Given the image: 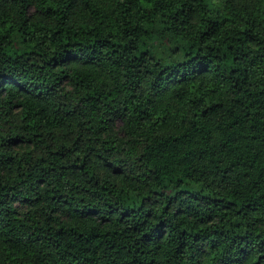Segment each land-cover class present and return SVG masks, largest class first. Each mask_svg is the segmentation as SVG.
I'll return each mask as SVG.
<instances>
[{"label": "trees", "instance_id": "16d2710c", "mask_svg": "<svg viewBox=\"0 0 264 264\" xmlns=\"http://www.w3.org/2000/svg\"><path fill=\"white\" fill-rule=\"evenodd\" d=\"M0 264H264V0H0Z\"/></svg>", "mask_w": 264, "mask_h": 264}]
</instances>
